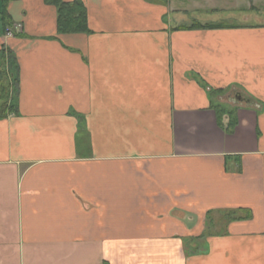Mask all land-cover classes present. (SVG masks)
Wrapping results in <instances>:
<instances>
[{
	"label": "crops",
	"instance_id": "0c3cea01",
	"mask_svg": "<svg viewBox=\"0 0 264 264\" xmlns=\"http://www.w3.org/2000/svg\"><path fill=\"white\" fill-rule=\"evenodd\" d=\"M82 1L0 16V264H264V0Z\"/></svg>",
	"mask_w": 264,
	"mask_h": 264
},
{
	"label": "trees",
	"instance_id": "16d2710c",
	"mask_svg": "<svg viewBox=\"0 0 264 264\" xmlns=\"http://www.w3.org/2000/svg\"><path fill=\"white\" fill-rule=\"evenodd\" d=\"M2 3L0 9V16L5 23V26L11 24L9 14L7 12V4L9 0H0ZM47 4L54 5L58 11V32L60 34L67 33H89L88 14L87 9L82 0H74L67 2L65 0H44ZM161 1V0H159ZM223 24H200L193 23L192 25L185 26V28L204 27V28H217L223 27ZM9 56L13 60L14 69L7 73L6 63L4 57ZM19 82V64L13 51L3 47L0 50V119L8 117L9 114L17 112V106L13 103L14 93L12 94L11 88L15 89L17 93ZM15 85L16 87H11ZM218 114L219 124L229 133L233 132L236 125L235 120H230L226 125L222 122L221 117L226 114V110L221 106H215Z\"/></svg>",
	"mask_w": 264,
	"mask_h": 264
},
{
	"label": "rangeland",
	"instance_id": "374dc122",
	"mask_svg": "<svg viewBox=\"0 0 264 264\" xmlns=\"http://www.w3.org/2000/svg\"><path fill=\"white\" fill-rule=\"evenodd\" d=\"M4 62L6 63L5 67H6L7 73L9 74L10 71H11L12 69H14V66H13V60H12L11 57H9V56L7 55V56L4 57ZM11 87H16V86H15V85H13V86L11 85ZM11 92H12V94L14 93V96L16 95V93H15L16 90H15V89L13 90V88H11ZM222 100H223L224 102H232V103H235L234 99H232V97H229V98H228V96H227L226 94L223 96Z\"/></svg>",
	"mask_w": 264,
	"mask_h": 264
},
{
	"label": "water",
	"instance_id": "95a60500",
	"mask_svg": "<svg viewBox=\"0 0 264 264\" xmlns=\"http://www.w3.org/2000/svg\"><path fill=\"white\" fill-rule=\"evenodd\" d=\"M239 99H240V100H246V102H249L248 99H244V98H242L241 96H239Z\"/></svg>",
	"mask_w": 264,
	"mask_h": 264
},
{
	"label": "built area",
	"instance_id": "2783aa9c",
	"mask_svg": "<svg viewBox=\"0 0 264 264\" xmlns=\"http://www.w3.org/2000/svg\"><path fill=\"white\" fill-rule=\"evenodd\" d=\"M11 34H12V33L9 31V32H8V35H11Z\"/></svg>",
	"mask_w": 264,
	"mask_h": 264
}]
</instances>
